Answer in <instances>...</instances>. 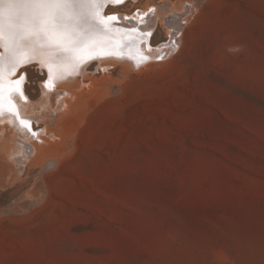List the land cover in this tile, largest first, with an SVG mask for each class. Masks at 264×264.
Here are the masks:
<instances>
[{"label":"rangeland","instance_id":"1","mask_svg":"<svg viewBox=\"0 0 264 264\" xmlns=\"http://www.w3.org/2000/svg\"><path fill=\"white\" fill-rule=\"evenodd\" d=\"M105 12L163 54L91 61L56 110L44 68L9 79L42 139L0 123V264H264V0Z\"/></svg>","mask_w":264,"mask_h":264},{"label":"snow or ice","instance_id":"2","mask_svg":"<svg viewBox=\"0 0 264 264\" xmlns=\"http://www.w3.org/2000/svg\"><path fill=\"white\" fill-rule=\"evenodd\" d=\"M125 0H0V46L7 56H0V78L9 75L33 59L48 68L75 69L85 59L109 49L122 30L114 25L116 14H106L109 6ZM150 35V33H148ZM15 81V91L23 95ZM48 85L46 84V87ZM9 106L12 107L9 101ZM26 127L27 122L21 121Z\"/></svg>","mask_w":264,"mask_h":264},{"label":"bare ground","instance_id":"3","mask_svg":"<svg viewBox=\"0 0 264 264\" xmlns=\"http://www.w3.org/2000/svg\"><path fill=\"white\" fill-rule=\"evenodd\" d=\"M145 13H146L145 11H139L135 13L133 17L135 19H138V15H140L139 18L140 20H142L143 17L145 16ZM115 28H118V27H115ZM125 30H129V31L120 32L116 34V41L114 44H112V46L109 49L103 52H98L97 54H95L93 58L85 59L83 62L79 64L77 68L63 70V69H57L54 67L53 73H52V77H53L52 80H49V73H48L47 66L43 65L41 61L37 59H33L29 63L21 65L19 68H17L14 74L19 73L21 70L31 65L35 66V68L37 69L44 68L47 73V80L44 83L45 90L42 89L41 96L44 97L45 99L44 101H46L44 102L46 103L45 106L51 105L52 108L54 107L56 110V108L60 106L61 104L64 105L65 103H68V105H70L71 104V102H69L70 98L65 97V96L66 95L68 96V94L70 93H74L72 91V88H77V89L81 88L80 86L83 83L81 81H84L83 75L86 74V70L88 69L91 61L96 60L99 64L98 66H100L101 68H106L107 67L106 65H110V64H113V62H116V61H110V60H117V61H121V60L128 61L129 60L130 62L134 63V65H140L151 59L157 58L163 54L160 47L153 48L148 44V36H149L148 33H150V30H147L145 32V35L142 36L143 42L141 46H139L137 42L138 38L141 37L139 34H136L137 29L124 28V30L122 31H125ZM130 30H133V31L130 32ZM167 46L168 45H166V47ZM4 51H3L2 56L6 57L7 53L6 51L5 52ZM105 60H109V61H105ZM14 74L9 75L5 71L2 78H0V116H4L7 114L12 115L11 118L10 116H8L3 119H0V123L1 124L7 123L4 127L12 128L11 132H14L12 133V136L14 138H16L17 140L20 139L22 140V142L24 141L25 143H27V145L32 149L33 152L34 151L38 152V150H40V146L39 144H37L36 142H33L32 140L33 138L37 140H41L42 137L39 138L38 135L42 131L41 130L36 131V132L33 131L30 125V121L24 120V117H29V116L26 113H24V115L21 113L22 115H20V109H19L20 105L19 104L15 103L14 105L11 104L12 107L9 106V101H11L12 103V100L15 97L14 93L17 92L15 91V87H16L15 81L16 80L14 82L9 80L10 78L14 77ZM46 84L48 85L47 87H46ZM19 87L22 91V84ZM61 92H64L65 95H62ZM17 93L19 95L18 100H23V99L26 100V97L23 92H22L23 95H21L20 92H17ZM21 121L27 122L28 126L26 127L23 123H21ZM19 130L21 131L22 134L18 132ZM27 134L30 136L29 139L27 138L28 136ZM9 172L14 173V166H11V170Z\"/></svg>","mask_w":264,"mask_h":264},{"label":"water","instance_id":"4","mask_svg":"<svg viewBox=\"0 0 264 264\" xmlns=\"http://www.w3.org/2000/svg\"><path fill=\"white\" fill-rule=\"evenodd\" d=\"M114 27H116V25H114ZM126 31H129V30H125V31H121V32H126ZM133 31V30H130V32Z\"/></svg>","mask_w":264,"mask_h":264}]
</instances>
